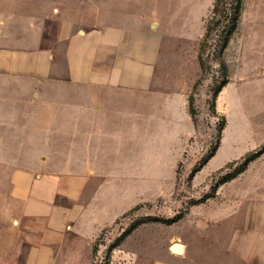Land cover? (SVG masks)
Masks as SVG:
<instances>
[{"label":"crops","instance_id":"obj_1","mask_svg":"<svg viewBox=\"0 0 264 264\" xmlns=\"http://www.w3.org/2000/svg\"><path fill=\"white\" fill-rule=\"evenodd\" d=\"M149 2L65 0L48 25L0 19V147L8 162H22L24 148L26 161L39 164L12 174V195L23 204L25 264L74 256L79 235L90 253L102 217L85 200L96 179L115 177L119 164L148 152L150 125L156 136L163 123L181 130L182 93L161 81L171 57L165 36L194 34L204 7L184 32L167 15L164 26ZM251 165L257 171L253 183L241 184L242 220L229 249L245 264H263L264 152L240 177Z\"/></svg>","mask_w":264,"mask_h":264},{"label":"rangeland","instance_id":"obj_2","mask_svg":"<svg viewBox=\"0 0 264 264\" xmlns=\"http://www.w3.org/2000/svg\"><path fill=\"white\" fill-rule=\"evenodd\" d=\"M63 1L0 0V19L33 17L48 25V15L56 14ZM149 1L151 11L164 15V26L169 16L184 32L192 30L204 7L202 27L194 34L165 36L171 57L164 60L161 81L167 90L182 93L183 112L176 120L181 130L163 123L156 136L150 125L148 152L119 164L115 177L96 179L95 194L85 200V207L99 209L102 217L90 253L79 235L72 245L74 256L43 264H245L230 251L229 242L242 220L237 206L241 184L253 183L256 167L251 165L248 176L240 173L220 182L264 148V0L242 1L237 29L224 50L229 21L223 10L229 3H221L201 53L202 67L198 57L215 0ZM223 80L227 83L221 88ZM27 133L22 132L23 138ZM26 154L23 148L22 162H8L0 147V264L26 263L28 248L18 226L23 204L12 195L14 170L39 166L26 161ZM174 243L184 246L182 254L171 252Z\"/></svg>","mask_w":264,"mask_h":264},{"label":"trees","instance_id":"obj_3","mask_svg":"<svg viewBox=\"0 0 264 264\" xmlns=\"http://www.w3.org/2000/svg\"><path fill=\"white\" fill-rule=\"evenodd\" d=\"M242 1L243 0H215V4H214V7H213V10H212V13L214 15V17H212L207 23H206V31H205V34H204V37H203V41L201 43V47H200V54H199V57H198V60H199V64L200 66L202 67V50L204 48V43L207 39V37L209 36V33L211 31V26H214L216 25L214 22L215 20V16L216 14L219 12V7L221 5L222 2H224L225 4H228L229 7L227 8H224V14L226 15L224 18H226L228 21H229V27L228 29L225 31L224 33V38H223V42H222V46H221V49L224 50L227 46V44L229 43V40L232 38L234 32L236 31L237 29V26H238V23H239V18H240V15H241V9H242ZM227 81L226 80H223L222 84H221V88L224 87L226 85ZM220 88H218L215 92H214V95H213V101L216 100V97L218 95V93L220 92ZM190 107V106H189ZM189 111L192 115V110H191V107L189 108ZM223 127H224V122H222L219 126V133L223 130ZM264 152V148H261L259 149V151H256L254 153H251L249 156H247L244 160H243V163L241 164L240 168L232 175L230 176H227L226 178H224L220 184H224L232 179H234L238 174L242 173L247 165L254 161L255 159H257L262 153ZM181 218V216H179V219ZM177 220V218H174L172 220H167L165 221V223H173ZM94 251V250H93Z\"/></svg>","mask_w":264,"mask_h":264},{"label":"bare ground","instance_id":"obj_4","mask_svg":"<svg viewBox=\"0 0 264 264\" xmlns=\"http://www.w3.org/2000/svg\"><path fill=\"white\" fill-rule=\"evenodd\" d=\"M174 247L171 248L173 254L180 255L184 251V246L181 243H174Z\"/></svg>","mask_w":264,"mask_h":264},{"label":"water","instance_id":"obj_5","mask_svg":"<svg viewBox=\"0 0 264 264\" xmlns=\"http://www.w3.org/2000/svg\"><path fill=\"white\" fill-rule=\"evenodd\" d=\"M174 247V245L171 246V248Z\"/></svg>","mask_w":264,"mask_h":264}]
</instances>
